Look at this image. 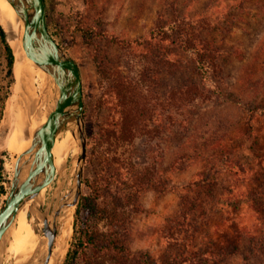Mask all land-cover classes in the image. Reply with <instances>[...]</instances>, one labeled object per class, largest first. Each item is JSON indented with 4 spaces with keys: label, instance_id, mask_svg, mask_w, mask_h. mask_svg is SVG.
I'll list each match as a JSON object with an SVG mask.
<instances>
[{
    "label": "rangeland",
    "instance_id": "374dc122",
    "mask_svg": "<svg viewBox=\"0 0 264 264\" xmlns=\"http://www.w3.org/2000/svg\"><path fill=\"white\" fill-rule=\"evenodd\" d=\"M43 1L46 30L75 62L87 110L78 197L87 195L84 181L93 179L106 193L121 196L135 179L136 169L152 173L167 188L141 191L135 208L116 206L115 222L103 219L92 226L104 233L116 232L136 258L153 264H264V117L259 110L264 107V0ZM157 17L165 24L177 19L192 25L212 50L214 65L207 77L187 53L157 40L151 30ZM77 22L93 27L96 35L91 43L77 32ZM150 33L152 39L141 42ZM111 37L130 42L129 46L113 44ZM38 73L31 79L20 74V80H30L34 100L42 95ZM3 75L0 70L7 85L0 126L16 89L12 72L10 77ZM111 85L129 88V98L135 99L138 109L134 117L138 135L117 146L116 161L107 160L111 153H93L96 140L116 127L121 116L120 100ZM195 90L200 97L189 100L186 93ZM42 105L43 101L37 106L39 121ZM63 136L69 141L68 131ZM70 137L64 157L66 176L59 188V201L64 202L76 153ZM26 142L8 149L0 144L4 191L0 205L14 158ZM57 173L41 199L45 209L56 200L52 197L62 177ZM184 196L189 202L182 201ZM186 205L191 206L185 211ZM68 209L72 215L66 234L61 237L62 227L57 224L50 254L58 242L62 251L54 262L49 255L46 264H61L71 240L74 213ZM26 212L24 206L4 232L0 264H13L16 253L23 262L34 255L41 232L26 244ZM30 218L33 221L35 216ZM10 244L12 250H7Z\"/></svg>",
    "mask_w": 264,
    "mask_h": 264
},
{
    "label": "water",
    "instance_id": "95a60500",
    "mask_svg": "<svg viewBox=\"0 0 264 264\" xmlns=\"http://www.w3.org/2000/svg\"><path fill=\"white\" fill-rule=\"evenodd\" d=\"M5 1L20 23L19 37L23 52L36 67L51 76V82L48 94L42 97L44 118L36 123L31 131L27 148L14 158L8 191L0 205V245L14 215L26 206V217L40 216L39 219L42 220L40 232L45 238V248L42 251V260L33 261L30 258L25 264H46L55 237V226L48 222V219L51 216L56 217L62 207H71L74 213L80 191L81 167L85 155L81 83L75 62L64 53L46 30L44 1ZM11 72L14 78L12 68ZM41 101L40 97L36 101V108ZM65 131L72 136L76 148L71 183L65 194L67 200L55 202L45 209L38 193L52 180L51 146L54 139ZM52 202L53 200H50V203ZM35 218L33 223H37Z\"/></svg>",
    "mask_w": 264,
    "mask_h": 264
},
{
    "label": "trees",
    "instance_id": "16d2710c",
    "mask_svg": "<svg viewBox=\"0 0 264 264\" xmlns=\"http://www.w3.org/2000/svg\"><path fill=\"white\" fill-rule=\"evenodd\" d=\"M1 28L2 26L0 27V54L3 60V69L0 70H4V78L11 76V68L13 69L14 65V54L6 35H4L5 32L3 33L4 30L2 31L3 28ZM76 30L87 43H91V40L96 35L93 27L80 25L79 22L76 23ZM151 30L155 33L154 35L159 42L167 41L178 47L182 53H187L194 67L200 71L203 77H207L212 72V65H214L212 50L200 38L190 23L176 19L170 20L165 24L160 17H157ZM151 39L152 34L150 33V37L148 36L147 39H142L141 42ZM109 40L111 43L122 48H127L130 43L115 37H111ZM133 42H136V45H138L137 40ZM167 62L169 61L166 58L165 64ZM98 64L99 62L96 59L97 68L99 67ZM98 70L100 71L99 68ZM0 80V118H2V109L4 108V101L7 96V85L3 84L4 79L1 78ZM111 86L116 96L119 97L120 101L118 106H120L119 112L121 116L118 119L116 127L112 126L113 128L106 129L103 134V139L96 140L94 145L98 151L94 150L93 153L99 152L104 156L111 153L110 156L107 155V160L116 161L118 158L114 157V152L117 146L124 142H129L138 135L139 129L135 124L134 118L138 109L135 102H133L135 99L129 98L131 96L129 88L127 89L123 85ZM199 93L200 91L195 90L186 94L189 95V100H192L197 96L200 97ZM183 100V102H188L185 98ZM125 102H127L126 107H124ZM259 110L260 114L264 117V107H259ZM86 111V107L83 105L82 115L84 119L86 117ZM7 153L10 154L9 152ZM135 171L132 173V177L135 179L128 183L127 191L122 193L121 196L106 193L105 188L96 179L84 181L88 193L85 196L81 195L77 198L72 222L73 233L61 264H153L149 260L136 258L123 243L121 236L116 232L110 231L104 233L92 226L93 221L103 219L110 221V223L115 222L119 218L115 214L114 208L116 206L123 207L132 205L135 208L138 201V194L143 190L149 189L155 192H162L167 189L165 183L154 179L151 175L152 173L145 170L138 172L137 169ZM193 184L198 186L196 181ZM0 193L4 194L1 185ZM183 200L188 201L186 197ZM190 206L186 205L184 208L185 211Z\"/></svg>",
    "mask_w": 264,
    "mask_h": 264
},
{
    "label": "bare ground",
    "instance_id": "6f19581e",
    "mask_svg": "<svg viewBox=\"0 0 264 264\" xmlns=\"http://www.w3.org/2000/svg\"><path fill=\"white\" fill-rule=\"evenodd\" d=\"M0 25L2 26L5 34L7 35V39L12 43L13 46L14 65L12 70L16 82V89L14 93L10 96V98H8L9 100L7 101V104L4 109V118L0 126V144H4L5 148L8 149L10 147H22L23 142L27 141L24 144V150L29 145L31 131L35 127L36 123L39 122V114L37 113V108L35 104L36 100H34L33 98V90L31 87V83L29 82L30 80H27L25 78V80L23 81L20 80V74H22V76L25 74L26 77H29L31 79L32 77H36L37 73L39 72L38 79L42 88V101V97L48 94L51 76L36 67L23 52L19 37L21 30L20 23L16 19L11 7L5 0H0ZM43 118L44 116L42 115L41 121L43 120ZM63 134L60 137L54 139L50 150L53 165V175L56 172H58L57 176L62 175V177L57 183L55 193L52 197L53 199H56L53 204L55 202L58 203V201L60 200L59 188L62 182L65 180L66 176L64 169V157L66 155L71 137L69 134V141H67ZM65 140L67 142H65ZM46 190L47 186L43 187L40 190L38 194L40 201L43 195H45ZM68 208L69 207H62V210L58 213L56 217L51 216L50 219L47 218L48 222H50L55 227L57 224L62 227L61 237L65 236L66 229L68 228L70 221L69 219L71 218V213L69 214L70 209ZM39 218L40 216H37V223H35V225L30 229L28 225H31L33 221L30 217H27L26 244L34 238L38 237V235L40 234L42 228V220ZM44 248L45 238L44 236L40 235L39 242L35 248L34 255L31 257V259L33 261L42 260V251ZM6 249L12 250V244H10ZM61 251L62 245L61 242H58L54 247L52 253L50 254V259H52L54 262V260H56V257H58L57 255L60 254ZM15 255L16 256L13 260V264H25V262H23L24 260L22 257L20 258L19 256H17V253Z\"/></svg>",
    "mask_w": 264,
    "mask_h": 264
}]
</instances>
